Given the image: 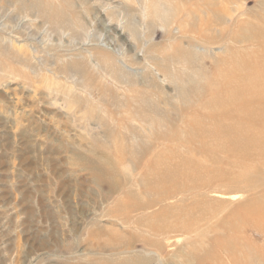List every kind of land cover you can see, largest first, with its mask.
<instances>
[{"label":"rangeland","instance_id":"1","mask_svg":"<svg viewBox=\"0 0 264 264\" xmlns=\"http://www.w3.org/2000/svg\"><path fill=\"white\" fill-rule=\"evenodd\" d=\"M0 264H264V0H0Z\"/></svg>","mask_w":264,"mask_h":264}]
</instances>
